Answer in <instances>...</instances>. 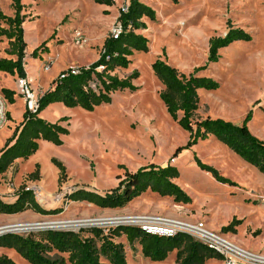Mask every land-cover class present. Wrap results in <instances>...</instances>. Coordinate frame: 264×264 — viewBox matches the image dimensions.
I'll return each mask as SVG.
<instances>
[{"label": "rangeland", "instance_id": "374dc122", "mask_svg": "<svg viewBox=\"0 0 264 264\" xmlns=\"http://www.w3.org/2000/svg\"><path fill=\"white\" fill-rule=\"evenodd\" d=\"M111 1L112 5L106 6L94 0H21L26 45V60L22 64L38 95L60 73L97 60L119 9L127 2ZM140 1L156 15V20L145 21L146 30L139 32L149 41L148 53L133 54L126 70L113 73L122 79L136 71L139 77L133 81V86L137 91L114 93L109 104L90 111L68 110L58 104L40 112L39 118L58 123L68 135L60 137V145L39 141L37 152L25 160L19 174L32 173L37 165L45 179L43 188L51 193L42 192L43 188L36 183H29L28 188L34 192L41 209L60 210V213L44 216L26 211L0 216V228L93 221L88 227L62 230L76 233L80 229L95 228L106 232L118 227L115 222L118 218L158 216L185 223L200 222L207 231L223 235L241 250L264 257V203L260 201L264 196V176L215 140L188 145V134L167 116L158 98L162 87L150 67L160 58L188 75L205 65L209 39L224 36L228 23L233 29L249 34V42H235L220 50L218 61L196 74L213 79L220 87L216 91L200 92L195 119L209 117L239 125L250 113L247 128L253 137L264 143V0ZM0 12L13 16L9 0H0ZM76 33L83 41L79 45L74 42ZM43 43L45 46L38 52L40 59L30 58V53ZM44 49L46 52L41 54ZM7 51V41L3 39L0 59L11 58ZM43 65L48 66L47 71L43 70ZM16 79L0 74V90L13 91L16 102L23 103L16 93ZM19 107L10 108L5 104L6 122L0 130V139L3 133L12 134L15 123L10 122V116L14 118ZM195 158L214 170L224 182L201 170ZM52 160L65 168L66 177L60 183L59 171ZM150 164L174 167L178 172L175 183L189 196L191 203L176 205L171 199L147 193L123 209L100 210L66 198L82 189L103 194L117 186L116 177L122 176L124 171L135 172ZM12 183L6 180L3 184L11 187ZM98 220L112 221L105 225L94 224ZM232 221L239 225L229 233H222L221 229ZM38 232L40 230L11 234L27 236ZM115 242L122 245L127 264H175L174 253L162 262H152L141 256L136 243L129 247L124 238ZM0 255L14 264H28L13 250H0ZM207 264L223 263L212 260Z\"/></svg>", "mask_w": 264, "mask_h": 264}, {"label": "trees", "instance_id": "16d2710c", "mask_svg": "<svg viewBox=\"0 0 264 264\" xmlns=\"http://www.w3.org/2000/svg\"><path fill=\"white\" fill-rule=\"evenodd\" d=\"M9 1L13 16L7 17L0 12V42L3 39L7 41V55L11 58L0 59V74L21 79L25 78L22 64L26 48L22 28L25 19V15H22L24 6L21 0ZM94 1L106 6L112 5L111 0ZM155 20V12L150 7L140 0H127L126 11L123 13L119 9L116 19L121 32L116 38L109 35L104 39L97 60L88 66L78 67V73L75 75L70 73V69L60 73L52 81L50 89L39 97L37 112L31 114L24 110L21 121L0 149V177L15 161H25L33 156L38 150L39 141L60 145V137L68 135V131L58 123H49L38 117V114L49 105L60 104L69 110L80 108L90 111L95 107L109 104L114 93L126 91L132 94L137 91L133 86V81L139 77L136 71L122 79L113 73L116 70H126L131 64L130 58L133 54L148 53L149 41L139 32L146 30L145 21ZM250 40L249 34L241 29H233L228 23L224 36L209 39L206 63L194 69L192 73L184 75L160 58H157L150 67L153 76L162 87L158 98L167 116L188 134V145L212 137L264 176V143L253 137L247 128L250 113L239 125L209 117L195 119L200 105V92H212L220 87L213 79L196 74L205 71L207 65L216 63L220 50L228 48L235 42ZM45 44L35 48L30 53V58L40 59L38 52ZM44 52L46 49L41 54ZM162 55L164 56V53ZM0 96L7 105L15 103L13 91L1 89ZM195 160L201 170L210 172L217 180L224 182L214 170L201 165L197 158ZM51 162L59 171L60 183L66 177L65 168L55 160ZM177 178L178 172L174 167L150 164L135 172L124 171L122 176L116 177L117 186L103 194L82 189L70 193L66 198L74 203L85 202L100 210L123 209L147 193L160 199H171L176 205H189L191 199L175 183ZM25 179L31 182L38 181L37 165ZM26 211L44 216L60 213V210L41 209L33 192L24 184L19 186L12 202L7 203L0 199V215L14 216ZM237 225L239 222L232 221L223 227L221 232L229 233ZM119 238H124L129 247L136 243L140 247L141 256L152 262H162L172 253L175 254V264H207L212 260L222 261L220 255L185 234L168 238L156 237L130 226H118L107 229L106 232L90 228L80 229L76 233L47 230L27 236L4 234L0 236V249L15 251L28 264H127L122 245L115 242ZM0 264L14 263L5 255H0Z\"/></svg>", "mask_w": 264, "mask_h": 264}, {"label": "built area", "instance_id": "2783aa9c", "mask_svg": "<svg viewBox=\"0 0 264 264\" xmlns=\"http://www.w3.org/2000/svg\"><path fill=\"white\" fill-rule=\"evenodd\" d=\"M120 10L123 13L126 11V3L122 5ZM120 32V26L115 22L110 35L113 38H116ZM74 42L76 45L83 43L79 33L74 35ZM42 68L44 71L48 70V66L46 65H43ZM70 73L72 75L77 74V68H71ZM16 93L22 99L24 110L31 114L37 112L39 95L33 89L30 80L26 77L16 79ZM5 104V100L0 96V130L6 122ZM27 189L32 191V189ZM260 201L264 203V196L260 197ZM124 218L127 220L125 223L126 226L137 228L151 236L168 238L177 234H185L220 255L222 257L223 264H264V257H258L241 250L227 241L223 235L207 231L205 226L200 222L185 223L168 218L147 215Z\"/></svg>", "mask_w": 264, "mask_h": 264}, {"label": "crops", "instance_id": "0c3cea01", "mask_svg": "<svg viewBox=\"0 0 264 264\" xmlns=\"http://www.w3.org/2000/svg\"><path fill=\"white\" fill-rule=\"evenodd\" d=\"M25 53H26V51H25ZM24 60H26V58L24 59ZM87 65H90V64H87ZM87 65H84V66H87ZM24 66V65H23ZM25 76H26V74H25ZM26 78L28 79V80H32V78H30V77H27L26 76ZM30 78V79H29ZM31 83H33V80L31 81ZM33 85V84H32ZM50 87H51V85L50 86H47V89H45L44 91H42L41 93L39 92V97L44 93V92H46L47 90H49L50 89ZM23 105V103H17L16 102V99H15V103L13 104V105H8L10 108H14V107H16V106H20L19 108H20V110H18L17 111V113L15 114V119L13 118V117H11L10 116V122H12L13 121V123H15V128H16V126L19 124V122L21 121V117H22V114H23V112H24V106H22ZM50 106H53V107H57L58 106V104H52V105H50ZM22 108V109H21ZM15 110H17V109H15ZM69 110V109H68ZM39 117V116H38ZM14 128V129H15ZM13 129V130H14ZM13 132V131H12ZM12 135V134H11ZM10 135V136H11ZM10 136H8V133H3L2 134V138L0 139V149H2L3 148V146H4V144H5V142H6V140L10 137ZM207 141H214V139L212 138V137H209L208 139H207ZM35 155V154H34ZM32 157V156H31ZM29 159V158H28ZM25 161H23V160H17V161H15L14 163H13V165L5 172V174H3L1 177H0V199L2 200V201H4V202H12V200H13V198H14V196H15V193H16V191H17V189L19 188V186L20 185H25L26 186V188H28V186H29V183H36V184H38L39 186H40V188H43V185H44V183H45V179L43 178V175L40 173V171H39V179H38V181H35V182H31V181H25V178H26V175H28V174H30V173H26V172H24V173H21V174H19V171H20V169H21V165L24 163ZM38 170H39V168H38ZM6 180H9V181H12L13 183H12V185H11V187L9 186H6V185H4L3 183H4V181H6ZM18 180V181H17ZM18 183H17V182ZM17 183V184H16ZM28 184V185H27ZM57 187V186H56ZM56 189V188H55ZM54 189V190H55ZM45 190H44V188H43V190H42V192H44ZM44 193H51V192H49V191H45ZM38 194H40V192L38 193ZM135 201V200H134ZM134 201H132V202H134ZM132 202L130 203V204H132ZM0 216H3V215H0ZM0 250H3L4 251V249H0Z\"/></svg>", "mask_w": 264, "mask_h": 264}, {"label": "bare ground", "instance_id": "6f19581e", "mask_svg": "<svg viewBox=\"0 0 264 264\" xmlns=\"http://www.w3.org/2000/svg\"><path fill=\"white\" fill-rule=\"evenodd\" d=\"M110 221H112V220H98L94 224L105 225V224L110 223ZM115 222H118L116 224H121V223H126L127 220L125 218H118L117 220H115ZM90 225H92V223L86 222V221H80V222H69V223H50V224H45L43 226L53 227V228H74V229H78V228H82V227H88ZM5 229H12L13 231H18V232H23V231H27V230H34V228H31V226L11 225V227L0 228V232L2 230H5Z\"/></svg>", "mask_w": 264, "mask_h": 264}, {"label": "water", "instance_id": "95a60500", "mask_svg": "<svg viewBox=\"0 0 264 264\" xmlns=\"http://www.w3.org/2000/svg\"><path fill=\"white\" fill-rule=\"evenodd\" d=\"M88 222H92V221H88ZM118 226H126L125 223H121V224H117ZM34 230H40V231H47V230H51V231H69V230H62V228H51V227H46V226H43V224H37V225H34ZM11 232H15L13 230H10V229H5V230H2L0 232V236L1 235H4V234H11Z\"/></svg>", "mask_w": 264, "mask_h": 264}]
</instances>
